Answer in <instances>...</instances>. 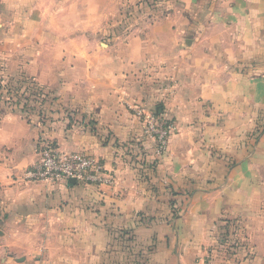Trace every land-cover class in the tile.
<instances>
[{
    "label": "crops",
    "instance_id": "0c3cea01",
    "mask_svg": "<svg viewBox=\"0 0 264 264\" xmlns=\"http://www.w3.org/2000/svg\"><path fill=\"white\" fill-rule=\"evenodd\" d=\"M12 2L7 72L57 98L53 122L0 107V264H112L120 231L147 264H264V0L173 1L126 41L64 35L56 1ZM138 107L176 126L161 158L135 138ZM43 139L100 160L102 181L27 178ZM223 220L240 227L234 254Z\"/></svg>",
    "mask_w": 264,
    "mask_h": 264
},
{
    "label": "rangeland",
    "instance_id": "374dc122",
    "mask_svg": "<svg viewBox=\"0 0 264 264\" xmlns=\"http://www.w3.org/2000/svg\"><path fill=\"white\" fill-rule=\"evenodd\" d=\"M14 0H0V50L8 41L10 35L13 34L12 19L15 17L16 12L13 11ZM56 1L59 5L56 13L62 17L61 25H65L64 35H87V36H100L101 39L124 40L131 38L134 35H138L140 32L146 30L150 31L151 25L155 20H158L160 16L168 14L173 9V4L178 0H52ZM67 6V8H65ZM54 9V7L52 8ZM55 10V9H54ZM163 14V15H162ZM169 15V14H168ZM167 16V15H166ZM64 19V20H63ZM78 20V21H77ZM83 22H86L84 24ZM2 23L4 26H2ZM15 31V29H14ZM59 35L63 34L60 30ZM0 54V87H2V97L0 101V107L5 106L8 102L15 103L19 101L27 107L29 115L34 116L32 107L35 106L38 110L44 111V119L55 120L50 113V105L53 102H48L47 107H39L38 96L36 87H44L35 77L29 76L24 72L15 76H10L7 71L10 70V66L7 61L2 58ZM24 71V70H22ZM31 90H26L27 88ZM49 90V98H57L54 96L51 89ZM139 108V107H138ZM137 108V109H138ZM135 109V116L140 120L142 125V135L137 138L139 146L145 144L146 135L143 119L137 115ZM20 111V110H19ZM68 111V110H67ZM70 111V110H69ZM146 111V110H145ZM22 112V111H20ZM74 113V112H73ZM149 113L156 115L162 114V111L155 109ZM70 125V124H68ZM176 126H172V133L175 131ZM110 138H113L110 137ZM44 140V139H43ZM46 141L51 142L50 139ZM152 141V140H151ZM153 142V141H152ZM170 142V141H169ZM155 143L153 142L152 149L157 158H161L167 151L161 155L155 152ZM169 147V146H168ZM153 166L156 163H151ZM223 223L228 226L227 231L229 233L227 239L221 235L219 231L217 233V244L223 250L224 253L234 254V250L238 249L242 238L240 235L239 224L233 220H223Z\"/></svg>",
    "mask_w": 264,
    "mask_h": 264
},
{
    "label": "built area",
    "instance_id": "2783aa9c",
    "mask_svg": "<svg viewBox=\"0 0 264 264\" xmlns=\"http://www.w3.org/2000/svg\"><path fill=\"white\" fill-rule=\"evenodd\" d=\"M137 115L143 119L146 138L155 143L158 155L168 150L174 122L166 116L149 113L139 107ZM29 115V112L26 111ZM41 160L25 172L27 178L50 182L67 181L75 178L86 183H100L103 179L104 166L100 160L85 153H65L55 147L53 142L41 141Z\"/></svg>",
    "mask_w": 264,
    "mask_h": 264
},
{
    "label": "trees",
    "instance_id": "16d2710c",
    "mask_svg": "<svg viewBox=\"0 0 264 264\" xmlns=\"http://www.w3.org/2000/svg\"><path fill=\"white\" fill-rule=\"evenodd\" d=\"M1 88L2 87H0V101H1V97H2V94H1L2 89ZM36 88H37L36 91H37V96H38L37 97L38 98L37 104H39V107H47L49 105L48 102L51 103L52 101L53 102L55 101L56 98H54V99L49 98V90L48 89H46L44 87H36ZM26 90H31V88L29 87V89L27 88ZM6 107L8 109L14 110V111L20 110L22 112H26V110H27V107L24 106L23 104H20L19 101H16L15 103L8 102V104H6ZM31 109L34 112L35 116L43 118V116L45 115L44 111L38 110L37 108H35V106H33ZM65 118L69 121V124H71L73 121L82 122V123L85 122L84 117L80 116L77 112L72 111V110L66 111ZM93 128L96 130V132L99 131V128L96 124L93 125ZM110 137H111V134L108 133L106 135V137H104V140L107 141V138L109 140ZM141 162H142V159H141ZM178 208H179V205H176V203L173 204L172 213L176 214L178 211ZM219 224H220L219 231L221 232V235L226 237V239H227V237L229 235V233L227 231L228 226L225 225L223 223V221H220ZM127 234H129V233L124 232V231H120L116 234L117 235L115 237L116 242L117 241L122 242V246H124V248H121V249H122V252H124L125 259H120V261L119 260L115 261L112 264H123L125 262L130 261V260L133 264H147L148 254L146 252H144L143 250H135V248H137L136 245L134 246V248H132L133 245L131 246L129 241H132L133 238H132V236L127 237ZM114 244L116 245V243H114ZM115 245L112 244V246H114V247H115Z\"/></svg>",
    "mask_w": 264,
    "mask_h": 264
},
{
    "label": "water",
    "instance_id": "95a60500",
    "mask_svg": "<svg viewBox=\"0 0 264 264\" xmlns=\"http://www.w3.org/2000/svg\"><path fill=\"white\" fill-rule=\"evenodd\" d=\"M77 182V180L75 179V178H70L69 179V184L70 185H73V184H75Z\"/></svg>",
    "mask_w": 264,
    "mask_h": 264
}]
</instances>
